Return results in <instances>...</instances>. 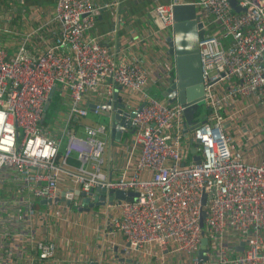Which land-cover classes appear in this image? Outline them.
Masks as SVG:
<instances>
[{"label": "built area", "instance_id": "1", "mask_svg": "<svg viewBox=\"0 0 264 264\" xmlns=\"http://www.w3.org/2000/svg\"><path fill=\"white\" fill-rule=\"evenodd\" d=\"M179 3L156 5L162 29L174 25ZM194 3L206 28L198 47L203 103L211 111L193 129L184 104L151 96L155 76L143 59L119 58L92 34L96 11L115 2L57 0L51 21L59 27L50 28L52 41L43 48L35 40L40 27L20 33L0 25V34L19 38L12 53L0 44V221L27 226L51 216L49 207L37 206L53 203L65 176L90 198L97 186L139 192L133 201L113 203L121 212L113 227L132 248L154 246L161 260L164 253H180L187 264H264V0H237L240 11L231 0ZM171 69L159 81L169 83ZM118 86L122 115L136 110L138 157L133 168L129 159L113 176L106 170L108 124L86 119L114 113L102 104L115 102ZM57 89L66 110L50 125L44 106ZM204 237L208 259L201 261ZM241 241L244 249L236 251ZM34 248L30 262L50 260L57 243L44 236Z\"/></svg>", "mask_w": 264, "mask_h": 264}, {"label": "crops", "instance_id": "2", "mask_svg": "<svg viewBox=\"0 0 264 264\" xmlns=\"http://www.w3.org/2000/svg\"><path fill=\"white\" fill-rule=\"evenodd\" d=\"M56 1L0 0V25L2 28L15 29L20 33L40 27L35 40L37 48H43L52 41L50 28L59 27L58 22L51 21ZM168 1L109 0L115 2L113 8L96 14V26L92 32L106 48L117 51L119 58L128 59L136 56L143 59L151 75L155 76V80L148 87L149 91L152 89L162 91L161 85L168 82L159 79L165 76L168 67L172 68L173 74L175 73V62L169 54L170 47L166 40L173 34L174 25L162 29L155 12L156 5ZM0 39V44L7 47L10 53L19 44V38L12 34H0ZM101 89L92 94L94 98H97ZM121 95L123 89L119 90V97ZM160 98L162 99V96ZM64 99H67L65 90ZM104 118L106 120V114L103 113L87 120L88 122L94 120L92 122L96 123L104 121ZM106 135V170L116 176L129 159L133 168L138 157V149L134 146V134L130 130H125L120 140H116L108 129ZM149 174L145 172L144 176L148 177ZM59 186L58 200L43 208L40 205L45 204L40 203L37 206L39 211L49 207L53 213L51 216H37L36 220L27 226L16 224L6 226L3 220L0 221L1 233H10V236L0 235V264H187V259L180 253H164L161 260L154 246L148 245L137 249L128 246L124 235L113 227L115 220L121 217L117 205L107 200L106 204L90 207V204H84L83 198L77 197L75 192H72L74 201L68 204L70 190L76 188L65 176L60 180ZM93 200L94 197L90 202ZM80 206L82 209H79ZM18 232H27L29 235L19 238L16 235ZM44 236L52 237L56 241L55 256L50 260L35 258L30 262L29 257L35 250V239Z\"/></svg>", "mask_w": 264, "mask_h": 264}, {"label": "water", "instance_id": "3", "mask_svg": "<svg viewBox=\"0 0 264 264\" xmlns=\"http://www.w3.org/2000/svg\"><path fill=\"white\" fill-rule=\"evenodd\" d=\"M194 1L195 0H181V3L173 7L174 30L173 34L169 35L166 40L168 41V45L170 47L169 54L175 62V73L170 76L168 84L164 83L161 85V96L163 99H168L170 103L178 101L185 105V116L190 129H193L201 123H205L207 121V118L197 120L193 112L195 108L204 106V88L201 81V63L198 42L206 33L204 22L198 13ZM231 5L235 11L242 10V8L237 5V0H231ZM111 8H113V6ZM107 9L109 8L99 9L96 11V14H99L102 10ZM120 89L121 86H118L114 95L115 102L112 105L110 103L102 104L104 112L106 109L111 107L115 110L111 116L110 114L105 113L109 131L116 140H120L123 131L130 130L131 133H134L135 130V124L132 121V118L135 116L136 110L132 109L129 113L127 112L124 116L122 115L126 105L122 102V98L119 97ZM54 92L55 90L51 92L48 101L45 103L43 118H45L51 105ZM205 109L206 113L211 111V108L209 107H205ZM192 142L195 145L192 151L195 152V147L198 146L199 141L195 140ZM194 159L199 161L200 156L195 155ZM91 191L96 193L93 202H90L91 198L86 194V192L79 189H71V196L70 199H68V204L73 202L74 198L72 192H75L77 197L80 196L83 198L84 204L89 203L90 207L103 205L107 200L112 204L115 201L118 203H121L122 201H133L139 196V192L136 191H125L120 189L107 190L105 187L99 186L93 187ZM58 199L59 198H56L55 200ZM48 202L51 203L52 201H40L41 204H47ZM202 202L203 204L206 202L205 194L203 195ZM79 209H82V207L80 206ZM206 215L207 211L202 209L200 216L201 226H204V218ZM207 243L208 238L204 237L199 251L201 261H206L208 259L206 254ZM244 244L245 242L241 241L240 245L236 246V251H243Z\"/></svg>", "mask_w": 264, "mask_h": 264}, {"label": "rangeland", "instance_id": "4", "mask_svg": "<svg viewBox=\"0 0 264 264\" xmlns=\"http://www.w3.org/2000/svg\"><path fill=\"white\" fill-rule=\"evenodd\" d=\"M150 94L152 97H155V98H160L161 97V92L157 89H152L150 90ZM63 96V94L61 93V91L59 89L56 90V92L54 93V96H53V100L51 102V105L47 111V114H46V118H45V123L47 124H50V125H53L57 119H58V113L59 111H62V110H66V107L64 105L62 106H59L57 105L59 99ZM194 112V115L196 118H198V120H203L206 116H207V113H206V109L204 106H200V107H197L193 110ZM84 119H81V121H83ZM104 121L105 118L103 119ZM86 121L88 122V120L86 119ZM127 137V136H125ZM45 205H40V207H44ZM76 208L74 207L73 210H75Z\"/></svg>", "mask_w": 264, "mask_h": 264}, {"label": "trees", "instance_id": "5", "mask_svg": "<svg viewBox=\"0 0 264 264\" xmlns=\"http://www.w3.org/2000/svg\"><path fill=\"white\" fill-rule=\"evenodd\" d=\"M57 105H60V102H59V101H58ZM72 122L74 123L75 127H77V122H76L74 119H73ZM70 161H71L72 163H74V164H77V163H78L77 160H75L74 158L71 159Z\"/></svg>", "mask_w": 264, "mask_h": 264}]
</instances>
